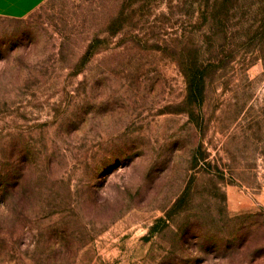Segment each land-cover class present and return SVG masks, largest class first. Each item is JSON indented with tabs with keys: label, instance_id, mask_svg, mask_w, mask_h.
I'll return each mask as SVG.
<instances>
[{
	"label": "rangeland",
	"instance_id": "1",
	"mask_svg": "<svg viewBox=\"0 0 264 264\" xmlns=\"http://www.w3.org/2000/svg\"><path fill=\"white\" fill-rule=\"evenodd\" d=\"M205 1L0 16V264H264V0L224 35ZM195 51L217 67L199 126Z\"/></svg>",
	"mask_w": 264,
	"mask_h": 264
},
{
	"label": "trees",
	"instance_id": "2",
	"mask_svg": "<svg viewBox=\"0 0 264 264\" xmlns=\"http://www.w3.org/2000/svg\"><path fill=\"white\" fill-rule=\"evenodd\" d=\"M235 0H216L214 3L211 1H205L202 16L206 20H211L212 22L217 23V27L219 31L224 35L226 28L225 22L230 18V12L233 9V2ZM263 18L261 19L260 27L253 34L251 30H247L242 32L246 37L249 36L248 39H252L254 37V41L261 37V46H264V8L262 9ZM251 32V33H250ZM185 55V56H184ZM184 59L180 64L181 71L186 79V99L185 106L188 107L186 110L192 121L196 120V124L199 126V117L196 115L197 109L204 103L206 98V89H207V81L211 74L215 72L217 69L216 65L209 64H199L198 62V52L195 51V57L193 58L189 53H182ZM201 122V120H200ZM203 159H205L203 157ZM181 201V200H180ZM179 204V203H178Z\"/></svg>",
	"mask_w": 264,
	"mask_h": 264
},
{
	"label": "crops",
	"instance_id": "3",
	"mask_svg": "<svg viewBox=\"0 0 264 264\" xmlns=\"http://www.w3.org/2000/svg\"><path fill=\"white\" fill-rule=\"evenodd\" d=\"M48 0H0V16L23 19Z\"/></svg>",
	"mask_w": 264,
	"mask_h": 264
}]
</instances>
